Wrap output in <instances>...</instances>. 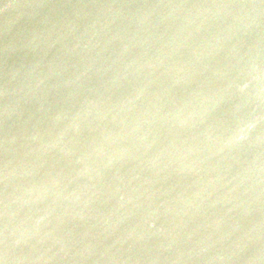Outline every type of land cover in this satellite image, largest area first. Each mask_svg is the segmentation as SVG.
<instances>
[{
  "label": "water",
  "instance_id": "obj_1",
  "mask_svg": "<svg viewBox=\"0 0 264 264\" xmlns=\"http://www.w3.org/2000/svg\"><path fill=\"white\" fill-rule=\"evenodd\" d=\"M0 264H264V0H0Z\"/></svg>",
  "mask_w": 264,
  "mask_h": 264
}]
</instances>
